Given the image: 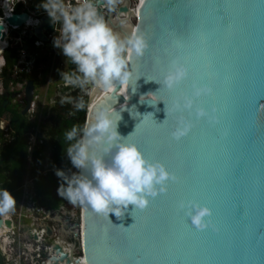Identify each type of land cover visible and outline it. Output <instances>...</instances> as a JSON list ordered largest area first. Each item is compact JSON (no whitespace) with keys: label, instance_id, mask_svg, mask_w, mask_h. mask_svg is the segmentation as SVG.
<instances>
[{"label":"water","instance_id":"95a60500","mask_svg":"<svg viewBox=\"0 0 264 264\" xmlns=\"http://www.w3.org/2000/svg\"><path fill=\"white\" fill-rule=\"evenodd\" d=\"M103 4L98 0L102 14ZM128 7L127 1L118 8L113 21L107 19L124 35L133 29L126 16L130 19L134 13ZM29 19L27 12L7 16L4 23L0 22V42L7 26L21 27ZM54 26L51 17L42 16L29 36L48 44L47 34L54 32ZM197 26L208 34L206 54H201L198 41L192 37ZM134 27L149 35L150 47L144 57L130 62L133 78L128 96L117 89L107 102L115 104L118 111L125 102L127 107L136 105L141 115L133 117L123 111L118 131L122 136L131 133V139L148 158L162 161L181 179L179 183L169 181L167 193L150 197L146 209L136 210L129 205L120 218L81 206L83 259L88 264H264V0H142ZM174 36L186 40L183 55L189 57L185 59L189 75L174 92H169L145 79L149 74L162 79V69L169 59L163 49ZM23 47L27 49L26 44ZM156 57L160 64L149 72L147 66ZM209 62L214 79L206 69ZM224 76L229 77L227 83L221 82ZM193 79L213 84V95L199 102L206 108L213 104L221 108L222 125L230 130L227 137L219 135L220 126L212 127L201 119L186 136L175 140L170 135L174 121L171 117L164 121V102L156 105L160 111L138 102L141 94L158 89L157 96L170 103L174 94L190 91ZM34 92V83L29 79L23 115ZM15 96L12 93L11 98ZM104 96L93 89L88 102L94 105ZM6 103L8 100L3 105ZM147 112H153L155 127H147L151 118L142 124ZM181 199L208 203L222 231H197L177 208ZM5 224L10 227L11 222ZM46 233L51 236V229L47 228ZM77 237L76 232L75 240ZM76 248L74 244L71 251ZM53 251L52 264H77L81 260L72 258L58 243L53 244Z\"/></svg>","mask_w":264,"mask_h":264},{"label":"clouds","instance_id":"9594fccd","mask_svg":"<svg viewBox=\"0 0 264 264\" xmlns=\"http://www.w3.org/2000/svg\"><path fill=\"white\" fill-rule=\"evenodd\" d=\"M104 3L111 10L115 0H104ZM97 5L98 0H75L74 3L73 0H41L39 5L53 23L59 21L60 31L54 39V46L61 49L63 56L75 66L70 71L61 72L64 87L81 90L92 88L105 93L94 105L86 102L83 96H61V104L70 103L76 111L84 110L87 115L83 124H73L63 134L69 142L64 148L65 152L79 171L67 174L57 169L56 175L62 180L57 191L74 206L91 208L95 213L107 217L109 213H114L120 218L129 205L136 210L146 209L150 197L167 193L169 181L174 182L178 178L162 161L148 158L131 139V133L122 136L118 131L123 111L127 110L133 117L141 114L135 104L131 107H127V102L120 104L118 111L115 104L107 101L117 89L127 93L133 78L130 62L133 58L145 56L150 47L149 35L139 27H134L127 35L120 33ZM192 37L198 41L201 54H206L207 32L197 26L193 29ZM185 48L186 40L174 36L163 49L169 59L162 69V79L146 78L145 82L155 81L160 85L158 89L163 87L174 92L189 75V64L183 55ZM206 69L209 77L214 79L215 72L210 62L206 64ZM228 79L224 76L221 82L227 83ZM132 91L135 93L136 89L132 88ZM156 91L141 94L138 102L152 106L156 111H160L156 107L158 101L164 102V121L169 117L174 121L170 132L173 139L180 140L186 136L195 122L201 119L212 127L220 126L218 131L221 137L228 136L230 130L222 125L221 108L215 104L206 108L199 102L200 98L213 95L212 83L193 79L190 91L174 94L167 104L157 96ZM45 115L44 112L43 119ZM149 118L154 120L153 112L143 114L141 122ZM16 204L11 192L0 188V217L14 212ZM177 208L183 211L197 231H222V225L213 220L214 209L208 203L181 199L177 202ZM77 264H88V261L81 259Z\"/></svg>","mask_w":264,"mask_h":264},{"label":"built area","instance_id":"2783aa9c","mask_svg":"<svg viewBox=\"0 0 264 264\" xmlns=\"http://www.w3.org/2000/svg\"><path fill=\"white\" fill-rule=\"evenodd\" d=\"M36 0H0V22L4 23V19L12 13L18 14L27 12L30 15L29 21L21 27H9L3 42H0V95L5 92L3 85L2 73L5 68L4 52L8 49H15V58L13 66L7 71V89L16 96L14 103H18L24 107V90L27 80H29L32 70L37 60L42 59L44 54L50 50L52 52L50 60L48 77L53 75L54 59L56 57V46L49 49L48 44L53 41L60 31V23L57 21L54 26V32L47 34L49 43H45L29 33L34 26L39 24L38 17L48 15L45 10L39 7V11L34 10L40 5H33ZM104 1V0H103ZM129 2V10L134 13L130 18L132 24L136 23L137 13L142 0H115V4L111 10L104 3L101 8L104 10L105 18L113 21L118 13V8ZM75 0H73V3ZM33 7V8H32ZM32 8V9H31ZM127 17V16H126ZM27 45V49L23 46ZM47 49H43V48ZM43 65H40L42 68ZM36 92V89H35ZM33 100L26 112V116L33 127L27 134L28 154L39 146L44 145L45 140L42 134V119L44 116L43 104H39L38 95L35 94ZM41 105V106H40ZM23 109V108H22ZM0 145L2 142L11 143L14 140L9 121L0 120ZM71 172L79 171L73 168V165L67 170ZM27 203L25 204V200ZM79 211H78V209ZM11 222L7 227L5 222ZM0 257L1 264H52L51 257L54 255L53 244L58 243L64 252L72 258L83 259L81 253V206L72 205L66 201L61 203L57 208H49L41 206L34 199L33 182L28 177L23 184V197L19 206L15 211L0 217ZM47 228L51 229L52 235L48 236ZM78 233L77 240L74 234ZM65 235H64V234ZM65 238H71L67 240ZM77 244V248L72 250V246ZM78 251V254H76Z\"/></svg>","mask_w":264,"mask_h":264},{"label":"trees","instance_id":"16d2710c","mask_svg":"<svg viewBox=\"0 0 264 264\" xmlns=\"http://www.w3.org/2000/svg\"><path fill=\"white\" fill-rule=\"evenodd\" d=\"M33 9L36 10V8ZM50 46H54L53 41L48 44L49 49H52ZM15 54V49H8L3 54L5 68L2 77L5 92L0 95V120L9 121L14 140L11 143L2 142L0 145V188H6L11 192L17 201L16 207H18L23 197V184L28 177L33 182L34 199L41 206L57 208L66 200L58 194L57 189L62 180L56 175V170L61 169L67 173V170L72 166L64 149L69 142L64 139L63 134L73 124H83L86 117V111H76L70 103L61 104L60 99L63 95H71L73 97L83 96L86 102L88 100L85 95L79 93L78 89L58 88V94L53 99L54 105L42 121V134L46 142L29 155L27 134L34 124H31L28 117L22 114V105L17 102L12 103V93L7 89L9 79L6 75L13 66ZM51 54L52 52L49 50L44 58L36 61L29 77L36 90L46 83L50 65L48 59ZM66 63L68 71L74 69L75 66L68 58ZM41 64L44 66L46 64L48 67L41 69ZM5 100H8V103L4 106ZM45 151L48 152V162L46 166H43ZM53 190L55 194L52 195ZM1 263L2 258L0 257Z\"/></svg>","mask_w":264,"mask_h":264},{"label":"rangeland","instance_id":"374dc122","mask_svg":"<svg viewBox=\"0 0 264 264\" xmlns=\"http://www.w3.org/2000/svg\"><path fill=\"white\" fill-rule=\"evenodd\" d=\"M135 25V24H133ZM53 51H55V48L53 46H50ZM67 58H65L62 54V50L58 49L56 50V57L54 59V65H53V75L51 77H48L46 80L45 85L40 86L38 90L36 91V94L38 95L39 101L43 103V106L50 103L54 97L58 94V88L64 89L63 80L61 79V72L68 71L67 69ZM79 89V88H78ZM92 88H88L85 90H81L80 92L85 95L89 96L91 95ZM73 168H75L73 166ZM67 174H69V171H67ZM78 209V207H77ZM79 211V209H78ZM64 234V233H63ZM65 235V234H64ZM76 254H78V251H76Z\"/></svg>","mask_w":264,"mask_h":264},{"label":"flooded vegetation","instance_id":"af4514ba","mask_svg":"<svg viewBox=\"0 0 264 264\" xmlns=\"http://www.w3.org/2000/svg\"><path fill=\"white\" fill-rule=\"evenodd\" d=\"M38 1H40V0H36V1L34 2L33 5L38 4V3H39ZM36 10L39 11V6L36 7ZM42 16H48V15H42ZM42 16H40V17H42ZM40 17H38V19H39ZM49 17H50V16H49ZM43 49L45 50V49H47V48L45 47V48H43ZM46 55H47V54H44V56H43L42 58H44ZM40 60H41V59H40ZM48 61H50V65H49V68H50V67H51V60H50V58L48 59ZM42 65H43L44 68H47V67H48V65H46V64H45V66H44V64H42ZM43 67H42V68H43ZM42 68H41V69H42ZM71 89L76 90V89H78V88H71ZM78 91H79L80 94H82V93L80 92V89H78ZM35 94H36V92H35ZM86 97H87V96H86ZM87 100H88V97H87ZM12 103H14L13 100H12ZM38 103L41 104L40 101H39ZM52 103H53V105H54V101H53V100H52L50 103H48V104L46 105V106H47V109H46V107H45V105H44V112L46 113V117H47L48 111L53 107V106H52V107H50V108L48 109L49 105L52 104ZM40 106H41V105H40ZM22 110H23V109H22ZM85 118H86V117H85ZM42 131H43V127H42ZM41 137L43 138V134H41ZM45 142H46V141H45ZM65 239H67V238H65ZM68 239L71 240V238H68ZM68 239H67V240H68Z\"/></svg>","mask_w":264,"mask_h":264},{"label":"snow or ice","instance_id":"6c2138e0","mask_svg":"<svg viewBox=\"0 0 264 264\" xmlns=\"http://www.w3.org/2000/svg\"><path fill=\"white\" fill-rule=\"evenodd\" d=\"M166 57H169L168 55H165ZM185 59L187 60V59H189V57L188 56H186L185 57ZM160 64V58L157 60V59H155V61H154V63H152V64H148V71L149 72H151V70L153 69V68H155L156 66H158ZM147 78H149V79H157V77L155 76V75H152V74H149V75H147ZM181 92H183V91H181ZM143 124V123H142ZM147 127H155V124H154V122H153V120L150 122V124L147 126ZM143 128H146V127H142V129ZM174 173V172H173ZM175 174V173H174ZM175 176L178 178L176 181H174V182H177V183H179L180 182V177L178 176V175H176L175 174Z\"/></svg>","mask_w":264,"mask_h":264},{"label":"crops","instance_id":"0c3cea01","mask_svg":"<svg viewBox=\"0 0 264 264\" xmlns=\"http://www.w3.org/2000/svg\"><path fill=\"white\" fill-rule=\"evenodd\" d=\"M47 162H48V152L45 151V153H44V159H43V166H46ZM33 191H34V187H33ZM52 192H51L52 195L55 194V191L54 190ZM24 203L26 204L27 203V200H25Z\"/></svg>","mask_w":264,"mask_h":264},{"label":"bare ground","instance_id":"6f19581e","mask_svg":"<svg viewBox=\"0 0 264 264\" xmlns=\"http://www.w3.org/2000/svg\"><path fill=\"white\" fill-rule=\"evenodd\" d=\"M126 18H127L128 24H129L132 28H134L135 25H133V24H131V23L129 22L130 19L128 18V16H127ZM91 91L93 92V89H92ZM92 92H91V98H92Z\"/></svg>","mask_w":264,"mask_h":264}]
</instances>
